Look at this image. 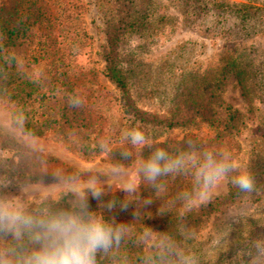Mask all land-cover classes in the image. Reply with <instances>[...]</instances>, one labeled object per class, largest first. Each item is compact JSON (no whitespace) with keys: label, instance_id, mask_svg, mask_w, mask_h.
Segmentation results:
<instances>
[{"label":"trees","instance_id":"trees-1","mask_svg":"<svg viewBox=\"0 0 264 264\" xmlns=\"http://www.w3.org/2000/svg\"><path fill=\"white\" fill-rule=\"evenodd\" d=\"M124 2L129 5L128 13L121 19L124 22L123 33L122 29L119 33H108L102 53L104 72L115 92L100 83L96 67L76 64L79 50L89 43V33L81 12H78L80 7L74 0H0V103L4 102L9 107L12 126L24 135L64 141L87 158L103 153L98 147L93 148V144L101 139L108 140L113 151L107 154L115 164H134L138 159L147 158L155 148H164L174 154L186 148L187 141L202 149L227 150L233 157L234 152L241 148L238 132L243 116L240 110L225 102L223 92L229 77L234 76L248 111H264V60L258 58V48L248 41L251 36L264 35V7L228 0H181L179 4L188 19H208L207 23L201 22L212 29L210 33L222 36L223 47L201 73L184 70L175 80L171 94L156 95L154 92L162 81L153 80L151 65L133 61L121 50L123 35L129 30L143 37L153 26L151 1L146 0V7L140 9L135 0ZM134 4L136 11L130 14ZM72 9L74 15L69 12ZM231 19L233 23H229ZM35 26L38 27L37 42L31 58L33 62L45 60L50 65L51 79L47 87L42 81L26 77L18 69L17 57L12 50L31 35ZM157 69L162 71L163 67ZM61 94L67 103L56 111L49 103L53 100L58 103ZM73 97L82 101L80 107L70 106ZM145 99L158 100L164 107L157 112L147 110L142 106ZM116 105L117 114H114ZM17 115L24 118L22 127L13 120ZM126 119L130 121L128 128L124 123ZM202 122L214 128V137L190 134L181 139L154 142L151 147L139 150L120 143L122 133L137 124L140 128L150 124L172 129L189 128ZM6 129L0 124V148L9 155L0 158V180L12 181L6 190L8 193L15 190L17 182L56 183L52 174L80 178L87 173L54 156L41 158L39 163L45 167L29 169L17 158L27 149L26 145ZM252 131L251 157L246 167L256 184V191L251 194L240 193L229 182L227 194L201 204L199 208L186 207L178 197L192 190L191 177H162L161 181L169 192L157 195L151 186L146 184L142 187L145 194L152 192L155 195L152 209L142 218L122 207V195L119 193L105 194L100 200L89 195V207L102 211L106 219L115 217L117 222L129 224V236L122 245L121 254H126L131 264H139L138 257L146 252L135 242L136 236L146 226L180 240L176 235L180 225L189 231L185 246L199 256L200 264H247L246 253L251 241L264 239V223H260L255 215L256 212L264 215V118L257 121ZM122 148L132 151L130 159L120 156ZM242 194L251 207L247 215L238 221L218 225L219 236L223 234L224 237L216 246L206 247L198 239L201 230L222 203H233ZM70 197H66L61 206L66 207ZM113 197L117 203L108 210L106 204ZM233 249L237 250L234 259L227 261L221 256V251ZM98 259L100 264H113L109 258Z\"/></svg>","mask_w":264,"mask_h":264},{"label":"rangeland","instance_id":"rangeland-1","mask_svg":"<svg viewBox=\"0 0 264 264\" xmlns=\"http://www.w3.org/2000/svg\"><path fill=\"white\" fill-rule=\"evenodd\" d=\"M79 5L81 16L84 18L87 31L89 33L88 45L79 50L76 64L96 67L99 71L100 83L114 89V85L108 80L105 75V60L103 58V49L106 44L108 33H119L123 28L124 22L121 21L124 15L128 13L127 6L129 3L124 0H74ZM151 16L153 26L146 32L145 36L130 32L129 30L123 35L121 41V50L128 58H133V61H142L151 65V73L153 80L162 81L155 90V94H171L175 80L184 70L192 73H201L208 62L221 51L224 39L218 33H210L212 29L204 26L201 21H206L195 18V21L188 19L189 17L184 12V8L179 4L181 0H150ZM232 2L252 3L264 7V0H228ZM137 2V3H136ZM137 8L146 7V0H135ZM136 11L134 9L129 13ZM71 15L75 12L70 10ZM77 12V13H78ZM193 18V19H194ZM233 23V19L229 20ZM203 25V26H202ZM210 25V23H209ZM74 28V26H73ZM38 27L35 26L31 31V35L23 39L19 44L15 45L12 50L17 57V66L26 77L42 81L43 85L49 86L48 82L51 79V68L45 60L33 62L31 51L37 42ZM249 43H252L258 48L260 60H264V35L251 36ZM163 67L161 71L160 68ZM159 72H164L160 75ZM115 90V89H114ZM116 92V90H115ZM60 95V101H52L51 105L56 108V111L61 110L67 103ZM223 97L226 103L234 109L242 112V124L239 128L238 139L241 143V148L234 152L233 159L242 168L247 169V163L250 161V149L252 145L253 135L252 128L257 121L264 118V111L250 112L246 107V102L237 86L234 76H230L228 83L223 92ZM119 105V104H118ZM142 106L153 112L162 110L164 105L156 101L143 100ZM263 109H264V105ZM118 106L113 109V113L117 114ZM225 116V112L222 113ZM125 127L128 128L130 121L125 120ZM0 124L4 125L6 130L16 134L26 148L19 157L20 163L27 165L29 169L45 167L39 162L43 156H54L61 161L68 163L70 166L85 170L87 173L80 177V180H86L89 175H95L104 184L105 193H119L121 197V205L126 200L129 201L126 209L133 213L136 217L142 218L150 212L153 207L151 204H144L145 199L154 201L155 195L152 192L146 194L142 192V187L146 185L142 178L136 172V162L134 164H119L123 167L124 172L121 174H113L112 166L116 165L109 159L107 153L92 158H87L79 152L70 148L64 141L48 139L44 137H36L24 135L18 128L12 126L9 107L6 103H0ZM10 126V129L9 127ZM138 128L140 125L137 124ZM149 138L150 143L165 141L166 139H181L185 135L190 134H205L214 137L216 132L214 128L202 122L198 125L189 128H164L153 125H143L140 128ZM8 153L0 148V158L8 157ZM51 166V165H49ZM229 182H223L215 191L210 201L218 196H223L229 191ZM135 183L138 185V191L135 194L127 195L121 188L125 184ZM15 190L9 194L19 195L20 188L24 189L23 196L25 199L32 200L40 197H59L64 189L55 183L41 182H17ZM165 190L163 193H167ZM91 195V194H89ZM127 195V196H126ZM72 197L69 198V200ZM201 204H193L192 207L199 208ZM256 206V204H255ZM248 209H251L249 201L245 195L239 196L233 203H222L209 219L206 227L201 230L198 239L204 243L206 247L211 248L220 243L222 234L219 236L218 225L231 221H238L241 216L247 215ZM258 221L264 223V215L261 212L255 213ZM260 216V217H259ZM224 222V223H222ZM226 225V224H225ZM214 241L216 243H214ZM146 250V249H145ZM237 250L228 252L221 251V256L230 261L235 258Z\"/></svg>","mask_w":264,"mask_h":264},{"label":"clouds","instance_id":"clouds-1","mask_svg":"<svg viewBox=\"0 0 264 264\" xmlns=\"http://www.w3.org/2000/svg\"><path fill=\"white\" fill-rule=\"evenodd\" d=\"M81 104L77 97L70 99L72 107ZM13 120L16 125L23 126L22 115ZM120 143L138 150L151 147L149 138L138 127L125 130ZM92 147L108 154L113 151L105 139ZM119 154L125 160L133 155L127 148H122ZM110 170L117 175L124 172L119 164ZM136 172L157 195L166 190L162 177L190 176L192 190L178 197L186 207L208 203L216 189L228 180L240 193L256 191L254 177L234 161L230 152L202 149L192 141H187L186 148L174 154L164 148H155L147 158L136 161ZM52 175L56 178L55 184L64 189L60 197L28 200L23 196L24 189L20 188L19 195L9 194L6 190L12 181L0 180V264H100L98 257L109 258L113 264H131L127 255L121 254L122 245L129 236V224L117 222L115 217L106 219L102 211L89 207V194L97 200L106 194L98 177L89 175L81 181L77 176ZM119 189L127 195L135 194L138 185L128 183ZM69 195L72 199L67 201V206H61ZM152 202L151 199L143 201L144 204ZM116 203L113 197L106 208L111 210ZM128 203L125 199L122 207L126 208ZM176 235L181 239L146 226L135 241L138 247L146 249L145 254L138 257L139 264H200L199 256L185 246L189 231L180 225ZM246 255L247 264H264V239L251 241Z\"/></svg>","mask_w":264,"mask_h":264}]
</instances>
